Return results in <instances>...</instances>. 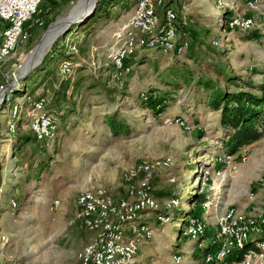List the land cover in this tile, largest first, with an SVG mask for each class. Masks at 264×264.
<instances>
[{"label": "rangeland", "instance_id": "1", "mask_svg": "<svg viewBox=\"0 0 264 264\" xmlns=\"http://www.w3.org/2000/svg\"><path fill=\"white\" fill-rule=\"evenodd\" d=\"M78 1L60 3L52 9L47 5L42 12L37 11L27 22L25 36L16 50L0 68V86L10 85L3 103L0 96V236L5 237L4 243L0 242V264L15 259L28 264H79L76 254L81 249L80 242L85 241V245L92 242L95 233L77 220L72 222L78 210L77 196L85 188L102 186L114 200L126 198L123 174L141 162L155 165L152 192L158 202L177 199L174 209L184 212L177 211L174 217H180L165 224L156 219L155 211L144 213L142 219L153 233L139 245L131 264L201 263L204 254L199 258L193 256L199 250L181 229L191 217L190 214L181 217L189 212L188 199L196 191L211 197L203 202L208 203L204 215L207 232L214 226L216 213L228 205L254 211L264 218V187L259 189L257 185L260 179L264 180V136L245 147L248 158L240 164L235 177L210 183L201 179L197 185L199 167L211 170L215 166L209 157L223 151L220 140L224 135L218 131L217 112L202 105L201 90L196 92L193 82L187 86L182 81L177 88L166 85L170 77L167 70L175 67L174 71L188 79L213 76V63L218 61L226 64L238 86H245L244 81L264 82V40H246L240 31L220 29L222 12L213 0H162L157 7L159 16L165 7L177 11L179 24L185 22L183 27L190 32L188 48L180 55L156 49L138 51L131 64H127L129 69L112 78L107 49L115 38L116 28L126 20L135 2L116 19L119 23L102 21L93 31L82 27L71 36V40H80L78 53L70 57L77 65L72 75L63 78L58 71L63 58H54L57 62L53 63V76L68 83L64 99L54 103V88L46 90L50 76L37 73L38 66L13 84V74L17 75L27 62L48 25L68 15ZM232 1L243 13L244 0ZM49 49L47 46L44 53ZM215 51L221 53L219 58L213 54ZM63 52L69 55L65 46ZM219 83L225 84L223 79ZM235 87L229 84L230 89ZM44 91L46 112L55 120L57 133L53 140L45 141L53 161L39 179L32 180L28 176L31 158L14 156L12 137L18 131L30 130L32 112L25 101L40 97ZM146 91L151 96L166 98L165 110L156 117L141 103L140 93ZM15 103L22 104V111L13 118ZM114 113L123 118L131 128L130 133L121 136L109 133L103 121L105 115ZM9 121L15 127L13 131ZM167 159L168 166L159 165ZM250 191H254L251 197ZM215 195L222 196L221 202L213 199ZM55 200L59 201L57 207ZM177 254L181 255L179 263L173 262ZM254 264H264V251Z\"/></svg>", "mask_w": 264, "mask_h": 264}, {"label": "built area", "instance_id": "2", "mask_svg": "<svg viewBox=\"0 0 264 264\" xmlns=\"http://www.w3.org/2000/svg\"><path fill=\"white\" fill-rule=\"evenodd\" d=\"M213 1L222 13H231L230 19L223 22L229 31L258 30L264 33V0H244L243 13H239L242 10L235 1ZM39 4L40 0H0V19L5 23L0 38V68L25 36L26 24L37 13ZM161 4L162 0H138L126 20L116 28L113 34L115 38L107 49L108 58L113 65L112 78H118L129 69L124 60L136 51L156 49L165 54L180 55L188 48L190 32L186 26L183 27L186 23L183 22L182 26L179 24L177 11L170 6L165 7L162 16H159L157 7ZM213 43L217 45L218 41ZM65 47L68 54L78 53V45L74 40L66 39ZM75 66L77 65L70 60H63L58 66L59 74L64 78L69 77ZM13 75L15 79L16 75ZM5 87L0 86V89ZM151 95L150 92H142L140 98L145 100ZM29 103L32 112L29 118L31 132L38 140H53L57 124L45 110L46 99L38 97L29 100ZM21 111V103L12 104L13 118ZM175 122L187 128L180 119ZM14 128L10 123V129L13 131ZM247 158L248 151L245 147L235 153L221 151L209 157L215 165L211 170L199 167V176L203 183L231 179ZM169 164L170 160L167 159L159 165ZM154 173L155 165L149 162H141L126 170L122 177L126 198L114 200L102 186H90L79 193L76 199L78 210L72 222L77 220L85 229L95 233V239L77 252L79 264H131L139 245L150 239L153 233L146 224L136 222L142 213L159 210L156 219L162 224L170 222L167 210L177 205V199L169 198L162 204L158 202L152 193ZM257 185L259 189L260 186L263 188L264 180L260 179ZM253 195L254 191H250L249 196ZM219 197L215 195L213 199L219 202ZM54 204L57 207L59 201L55 200ZM207 204H203L204 214L201 218L190 217L181 228L187 238L195 242L197 250H203L207 245L213 247L212 251L204 253L201 263L195 264H254L264 251V218L254 211L228 205L215 216V230L208 236L204 218ZM12 205L15 203L12 202ZM4 241L5 237L0 236V242L3 244ZM230 256L234 257L229 259ZM180 261L181 255L173 256V262ZM9 264L28 263L15 259Z\"/></svg>", "mask_w": 264, "mask_h": 264}, {"label": "trees", "instance_id": "3", "mask_svg": "<svg viewBox=\"0 0 264 264\" xmlns=\"http://www.w3.org/2000/svg\"><path fill=\"white\" fill-rule=\"evenodd\" d=\"M68 1L70 0H40L38 11L40 10V12H42V8L45 9V6L47 5L52 9L55 6H58L60 3L64 4ZM137 1L138 0H99L96 3L94 12L88 18H86L83 23L77 26H72L70 31L65 33V37H63L62 34L54 40L50 46V49L45 54L41 64L36 70L37 73L44 72L46 75L50 76L48 84L46 85V90L54 88V103H56L58 99H64L66 87H68L66 80H57V78L53 76V63L57 62L54 61V58L55 60L56 57H59V59L63 58L58 63L59 66L63 60H70V57L72 56L71 54L66 55L63 52L65 40L70 39L71 36L78 30V28L83 27L85 28V31H89V29L91 30L92 28L93 31L101 24L102 21L105 22L107 20L109 21L118 19L124 11H128L130 7ZM119 3H121L120 7ZM111 7L115 8V11H111ZM230 17L231 13L229 11H225L220 15V20L218 22L220 29H227L223 22L230 19ZM4 27L5 23L0 19V31H2ZM240 32L245 34L244 38L246 40H254L258 42H262L264 40V33H260L258 30ZM193 38L196 40L197 36L193 34ZM209 48L211 47H208V50H210ZM137 52L138 51H136V53ZM136 53L124 60V64H131ZM213 54H215L217 58H219L221 55V53L216 51ZM212 68V72L214 74L213 76L199 75L195 79L192 77L188 79L186 75L181 77V73L174 71L175 67H169L167 72H169L168 75L170 77L165 83L172 88H177L182 81L187 86H190L193 82L192 87L196 90V92H199V89L201 90L200 93L202 92V105L211 111L217 112L218 114V131L224 135V137L220 140L222 144V150L227 153H235L239 151L240 148L246 147L248 144L264 136V82L255 84L250 81H244L245 86H238L235 77H231L226 64H222L217 61L213 63ZM220 79L224 80V85L219 83ZM229 84L232 86L235 85V89H230ZM45 91L42 93V95H40V97L45 96ZM25 102L30 106L28 101ZM141 103L153 117L161 114L167 106L165 96L159 95L147 97L145 100L141 99ZM103 122L107 126L109 133L113 136L127 135L131 132V128L127 126L123 118L117 116L115 113L112 115H105ZM12 140L14 141V156L21 155L29 156L31 158V161L28 164L29 179H39V176L47 171L49 163L53 161L52 155L46 146L47 142L45 143V141L38 140L31 130L16 132L13 135ZM200 182L201 178L198 176L196 184L200 185ZM206 198L209 200L210 196L203 193L202 191H196L193 193V196L188 199L190 203L189 212H186L181 217H184L186 214H190L191 217L201 218L204 214L203 202ZM174 207L175 206L167 210L170 220L172 221L180 217H174V213L179 211L178 208L174 209ZM172 209L173 211H171ZM146 212L148 211H144L142 215ZM155 212L157 214L160 211L155 210ZM172 212L173 215L171 214ZM179 212L181 214V212L184 211L182 210ZM136 222L138 224H146L148 227H150L142 219V216L139 217ZM262 237H264V233ZM209 250L210 245H207L203 250L194 251L193 256L195 258H199L201 254H204ZM233 257L234 256H230L229 259H232Z\"/></svg>", "mask_w": 264, "mask_h": 264}, {"label": "water", "instance_id": "4", "mask_svg": "<svg viewBox=\"0 0 264 264\" xmlns=\"http://www.w3.org/2000/svg\"><path fill=\"white\" fill-rule=\"evenodd\" d=\"M96 7V0H94V3L92 6L88 9L84 8H79L76 10L72 16L70 17L69 14L63 17V20L60 22V19L50 23L48 27L45 30V33L41 40L38 42V44L34 47L33 51L36 50H42L41 56L36 59L35 61H31L29 64H27L22 70L21 67L18 72V77L17 80L24 78L28 73H30L32 70H34L39 64L41 63L43 56H44V49H42V42L46 34L50 33V38L48 41L47 46H51L54 40L59 36L62 35L63 32L67 33L70 31L72 26H77L83 21L88 18L95 10ZM67 30V31H66ZM65 33L63 34V37H65ZM10 88V85H7L5 88L0 89V96H1V103L4 102V97L6 95V91Z\"/></svg>", "mask_w": 264, "mask_h": 264}, {"label": "bare ground", "instance_id": "5", "mask_svg": "<svg viewBox=\"0 0 264 264\" xmlns=\"http://www.w3.org/2000/svg\"><path fill=\"white\" fill-rule=\"evenodd\" d=\"M83 1V2H82ZM82 2V3H81ZM94 3V0H80L78 1L72 8L71 10L69 11V16L71 17L72 14L78 10L79 8H84V9H88L92 6V4ZM63 20L60 19V22ZM51 33V32H50ZM50 33L46 34V36L44 37L43 39V42H42V49L45 50V48L47 47L48 45V41H49V38H50ZM42 54V50H36V51H33L30 55V57H28L29 59L27 60V62L24 64V66L21 68V70L27 65L29 64L31 61H35L36 59H38ZM17 78L18 77V74L15 76V81L13 84H16V81H17Z\"/></svg>", "mask_w": 264, "mask_h": 264}, {"label": "crops", "instance_id": "6", "mask_svg": "<svg viewBox=\"0 0 264 264\" xmlns=\"http://www.w3.org/2000/svg\"><path fill=\"white\" fill-rule=\"evenodd\" d=\"M131 13V12H130ZM127 15V14H126ZM117 20H115L114 22H116ZM118 22V21H117ZM116 22V23H117ZM119 23V22H118ZM111 42H113L112 40H111ZM74 43L76 44V45H78V46H80V40H77V41H74ZM220 196V195H219ZM211 198V197H210ZM209 198V199H210ZM220 200H219V202H221V200H222V196H220V198H219ZM221 211H219V212H217L216 213V215L218 214V213H220ZM215 215V216H216ZM214 222H215V220H214ZM214 230H215V226H213V227H211V228H208V232H207V235L208 236H210L213 232H214ZM87 244V243H86ZM85 245V241L84 242H80V244H79V246H81V248L83 247ZM213 250V247L210 245V250L209 251H212ZM208 251V252H209Z\"/></svg>", "mask_w": 264, "mask_h": 264}]
</instances>
